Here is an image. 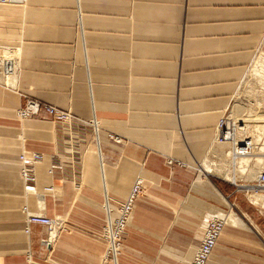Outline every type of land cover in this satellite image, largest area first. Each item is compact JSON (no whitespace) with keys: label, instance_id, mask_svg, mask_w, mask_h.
<instances>
[{"label":"crops","instance_id":"1","mask_svg":"<svg viewBox=\"0 0 264 264\" xmlns=\"http://www.w3.org/2000/svg\"><path fill=\"white\" fill-rule=\"evenodd\" d=\"M263 45L264 0H0L18 66L0 71V264H115L105 195L125 202L140 177L117 264H188L206 219L231 210L208 264H264L263 209L203 168ZM27 98L70 118H19ZM26 152L42 159L25 176ZM27 214L64 228L45 244Z\"/></svg>","mask_w":264,"mask_h":264},{"label":"built area","instance_id":"2","mask_svg":"<svg viewBox=\"0 0 264 264\" xmlns=\"http://www.w3.org/2000/svg\"><path fill=\"white\" fill-rule=\"evenodd\" d=\"M4 1V0H2ZM17 60L16 56L7 55L0 57V71L6 78L10 80L16 73ZM44 111L47 112L54 121L63 122L70 118V113L58 109L56 106L42 102L34 98H27L23 106L18 109L17 115L22 119H32L40 115ZM224 118L219 126L218 137L227 138L229 134L224 128ZM239 149L240 154H249L252 148L251 140H243L236 144V149ZM42 155L38 152H32L30 158L27 152L22 153L20 161L23 166L22 172L26 176L28 167L33 168L35 164L40 162ZM255 191L264 190V172L257 176ZM259 188V189H258ZM142 184L138 180L130 192L127 200L122 203L115 202L107 194L104 201L105 225L103 235L108 241V252L106 257L113 259V256L121 250V241L127 227L131 224L134 208L140 198ZM117 213V214H116ZM28 224L40 223L49 228L50 238L44 239L45 244L52 242V237L64 228V221L60 218H49L40 214H27ZM227 224L224 218L210 219L204 227V233L195 256L188 264H208L211 255L213 254L220 236ZM114 260V259H113Z\"/></svg>","mask_w":264,"mask_h":264},{"label":"rangeland","instance_id":"3","mask_svg":"<svg viewBox=\"0 0 264 264\" xmlns=\"http://www.w3.org/2000/svg\"><path fill=\"white\" fill-rule=\"evenodd\" d=\"M262 49L264 50V45H263ZM257 53H256V55H257ZM261 64H264V57H262V62L260 63V65H258V68L255 71H251V66L249 67L244 80L241 82V84L238 88V91H237L236 95L234 96V99L230 105V108L228 109V111L226 112V114L224 116V122L225 123H224L223 131L226 130L229 133H230V131L233 132L232 138L226 139V142H228V143H219V140H221L222 138L218 137V139H217L218 143H217V141H215V144H214V146L210 152V155L208 156V158L203 163L204 169L206 168L205 164H211L212 165V164H215V162L219 163V164H221V163L228 164L227 166H228V168L231 169V172H232V174H231L232 178H230L229 180H228V178L227 179L223 178L222 180H224V181L226 180L228 182H235L237 180L236 182L238 184L245 185L246 191H245L244 195H240L239 200L237 201V204L241 207H258V208H261L260 203L259 204L255 203L251 199V197H249L250 194L248 193V190H250V188H253V185L256 184L257 176L261 172H264V169H262V168H264V163H263L264 160H262V162L258 160V157H260V158L264 157V152L261 153L260 151H258L257 148H254L252 146V148H253V149L251 148L252 151L250 150V153L248 155H246V156L251 158L248 160V163H247L248 166H246V168H248L249 171H251V170L256 171V175L252 179L248 178V173L241 174V172L238 170L239 167L237 166L238 165L237 159H235V157H238V156L244 157L245 155H241V154L235 155L234 154L237 142L240 143V141L242 142L243 139H247V140H250V138L253 139L255 137V135L258 134V132H256V130H254V128H252V127L246 131L241 130V129L239 130V127H243V125L241 123H243L245 121L251 122L252 120H257V122H258V120H260L264 117V116L261 117V115H264V89L262 88L264 85V83H263L264 82V80H263L264 68L260 69L262 67ZM254 68H256V66ZM254 122H256V121H254ZM236 135H237V137H236L237 142H235L236 141V139H235ZM260 136L262 139L259 140V143L260 142L263 143L264 142V130L263 129L260 132ZM253 141H255V140H253ZM255 144L256 143H254V145ZM256 146H257V144H256ZM230 151H232V155L228 156V154H226V153H229ZM228 161H229V163H228ZM198 169H200V168H198ZM198 169H196L193 172L195 174H198L199 173ZM240 174L243 176L241 177ZM212 178H215V177L212 176ZM145 190H146V183L144 182V184L142 185V190H141L140 196L143 195ZM229 190L231 191L232 188L230 187ZM253 191L264 193V190L263 191L253 190ZM262 198L263 197H260V199H262ZM263 203H264V201H263ZM229 207L231 209L232 206L229 205ZM261 209H263V211H264V208H261ZM214 210L216 211V210H220V209H217L214 207ZM231 211H233V210H231ZM231 211H230V214L235 213L234 211L233 212H231ZM219 217L225 218L227 220L226 215H222ZM212 218L213 217L206 219L207 222ZM205 224H207V223H205Z\"/></svg>","mask_w":264,"mask_h":264},{"label":"bare ground","instance_id":"4","mask_svg":"<svg viewBox=\"0 0 264 264\" xmlns=\"http://www.w3.org/2000/svg\"><path fill=\"white\" fill-rule=\"evenodd\" d=\"M15 52V51H14ZM16 53V52H15ZM7 55H14V54H12V51H8V52H5V51H0V57L1 56H7ZM16 56V55H15ZM262 57H264V56H257L256 58H255V60H254V63H253V65H252V70L251 71H255L257 68H258V65H260V63L262 62ZM17 58V57H16ZM262 65V67L260 68V69H262V68H264V64H261ZM256 66V68H254ZM18 67V66H17ZM254 68V69H253ZM263 77H264V75H263ZM263 80H264V78H263ZM10 81V80H9ZM264 83V82H263ZM262 83V84H263ZM8 84V83H7ZM12 85V84H11ZM263 89H264V85H263V87H262ZM263 112V111H262ZM253 114V113H252ZM264 115H261V117H263ZM254 121H256V122H254ZM260 121V122H259ZM242 125H243V127H239V130L241 129V130H244V131H246V130H248V129H250L251 127L252 128H254V130H256V132H258V134H256L255 135V137L253 138V139H251L250 138V140H252L251 141V143L253 144L252 146L254 147V148H257L258 149V151H260L261 153L262 152H264V142L263 143H259V140H261L262 138H261V136H260V132H261V130L263 129L264 130V117L262 118V119H260V120H258V122H257V120H252L251 122H249V121H245V122H243V123H241ZM238 126V125H237ZM230 128V127H229ZM253 130V131H254ZM229 131V130H228ZM255 132V133H256ZM229 133V132H228ZM232 133L233 132H231L230 131V133L229 134H227V138H222L221 140H219V143H228V142H226V139H229V138H232ZM254 135V134H253ZM252 135V136H253ZM248 136V135H247ZM236 137H237V135L235 136V139H236ZM241 137V136H240ZM239 139V138H238ZM243 140H245V139H243ZM253 140H255V141H253ZM217 141V143H218V140H216ZM235 142H237V139H236V141ZM241 142V141H240ZM238 143V142H237ZM236 143V144H237ZM254 143H256L257 144V146H256V144L254 145ZM253 149V148H252ZM255 150V149H254ZM252 151V150H251ZM228 152V151H227ZM226 154H228V156L229 155H232V151H230L229 153H226ZM234 154L236 155V154H240V152H239V149L237 148L236 149V147H235V151H234ZM241 155H245L244 157H241V156H238V157H235V159H237V166L239 167V171L241 172V174H244V173H248V178H253L255 175H256V171H253V170H251V171H249L248 170V168H246V166H248V160L249 159H251L250 157H248V156H246V155H248V154H241ZM227 156V157H228ZM255 158V157H254ZM229 160V159H228ZM258 160L259 161H261L262 162V160H264V157L263 158H260V157H258ZM236 161V160H235ZM228 163H229V161H228ZM263 163H264V161H263ZM206 165V170H207V172H209L210 174H213L214 176H216V175H219V176H222V177H225V178H228V180L230 179V178H232V176H231V174H232V172H231V169L230 168H228V164H226V163H221V164H219V163H216L215 162V164H205ZM261 166V165H260ZM262 167V166H261ZM260 169V168H259ZM262 169H264V168H262ZM240 174V175H241ZM243 175H241V177H242ZM139 181H140V183L143 185L144 184V182H145V180L143 179V178H141L140 177V179H139ZM237 181V180H236ZM261 191H263V190H261ZM248 193L250 194V196L249 197H251V199L255 202V203H257V204H261V208H264V203H263V201H264V193H260V192H254V191H248ZM260 197H263L262 199H260ZM227 216V222H229V223H232V224H236L237 223V221L239 222V218H238V216L235 214V213H232V214H229V215H226ZM219 218H221V217H219ZM215 219V218H214ZM225 219V218H224ZM199 247V246H198ZM118 255H119V252L117 251L116 253H115V255L113 256V259H114V262H115V264H117V260H118Z\"/></svg>","mask_w":264,"mask_h":264}]
</instances>
